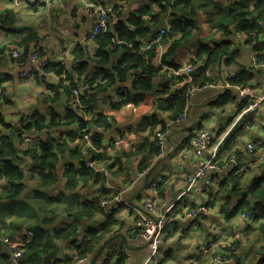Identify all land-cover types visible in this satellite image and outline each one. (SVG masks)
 Instances as JSON below:
<instances>
[{"label":"crops","instance_id":"1","mask_svg":"<svg viewBox=\"0 0 264 264\" xmlns=\"http://www.w3.org/2000/svg\"><path fill=\"white\" fill-rule=\"evenodd\" d=\"M32 2L0 0V76H4L0 80V95L4 100L0 106L1 122L20 128L23 120L42 118L48 125L53 116L63 117L71 110L79 121L105 118L108 124V127H102L94 140L99 148L95 149L93 142V149H88L87 155L82 154L83 142L77 137V124L25 133L32 138L47 137L46 141L48 138H67L71 133L74 135L71 149L80 151L85 167L89 161L95 164L94 168H87L99 181L93 180L86 185L80 183L75 192L70 193L66 191L67 181L63 177V166L67 160L59 163L56 171L58 181L48 197L57 199L63 193L68 199L51 214L52 223L46 227L52 232L70 222L68 211L104 193L98 212L78 228L74 239H55L63 245L62 257L58 261L52 260L51 264H91L100 246L111 238L115 240L104 248L96 264H193L196 260V264H213V260L219 257L229 259L227 264H264V231L260 230V223L254 221L258 216L257 201L251 197L256 183L264 188V73L249 71L251 79L244 87L231 84V80L250 69L253 55L259 61L264 60V34L258 35L255 42L248 45L245 38L235 33L232 36L231 31L230 40L236 47L233 49L234 63L214 67L208 74L210 83L219 85V88L190 94L195 88L192 86L185 96L181 113H175V98L184 84H191V79L180 78L185 80L184 84L178 81L180 79H169L168 73L175 69L166 66L153 80L150 89L140 92L130 89L134 77L141 74L137 71L130 74L126 83L116 82L104 96L99 97L92 112L86 113L82 108H74L64 92L54 96V92L49 90L61 83L63 86L66 84L53 72L44 71L28 81L19 78L21 72L32 67L29 61L31 51L38 48L40 60L69 72L72 67L86 64V73L81 80L71 72L74 83L79 81L82 84L93 71L102 68L95 62L97 44L86 40L95 22V16L86 9L87 5L118 7L121 13L115 16L113 23L121 21L127 24L130 12L143 7L145 0H53L47 7L35 6ZM194 3L201 5L200 0H194ZM199 15L196 20L198 29L191 38L194 45L177 51L173 61L176 67L194 61L198 40L212 44L226 39L209 25L206 13L199 12ZM168 21L169 16H165L155 32L164 28ZM111 30L114 31L113 28ZM24 40H28L27 43ZM255 46H258L256 51ZM14 48L21 50L18 63L8 55ZM162 49L157 50L156 55L161 56L165 52ZM114 53L104 68L112 69L121 60L123 52L117 50ZM152 64L159 66V58ZM226 83L229 84L227 88L223 87ZM241 92L247 96L241 97ZM120 94L131 99L128 104H132L134 110L117 103V99H121ZM251 104L255 105L254 110H248ZM183 114H186V119L180 121ZM156 131L165 135V148L162 157L158 155L149 163L134 153L144 143L153 142L152 134ZM203 131L212 133L213 145L199 158L193 153L191 142ZM254 142H260L261 146L248 152L247 146ZM26 150L25 146L18 148L17 152L21 159L19 167L28 173L33 160L24 155ZM91 152L103 155L105 160L93 161ZM2 161L4 159L0 158V163ZM200 163L214 164L218 171L197 177L201 172ZM75 164L80 166L79 162ZM236 177L240 179L239 193L245 199L239 196L228 207L231 210L226 211V208L224 211L222 205L226 194L219 192V187L231 186L230 180ZM157 180L159 183L153 187ZM6 188L7 183L0 178V196ZM116 197L121 201H115ZM101 202H105V208H101ZM146 203H153L154 216L163 219V244L154 253L145 241L137 237L139 231L135 228L139 219L153 217L144 208ZM198 207L205 208V212L195 218L187 217L191 209ZM21 211L19 203L5 198L0 200V239L9 240L8 245L0 242V264H9L12 253L23 252L22 248L35 234L34 224H23ZM106 225L108 232L103 235L99 247L79 260L78 246L82 240L91 231L100 234Z\"/></svg>","mask_w":264,"mask_h":264},{"label":"trees","instance_id":"2","mask_svg":"<svg viewBox=\"0 0 264 264\" xmlns=\"http://www.w3.org/2000/svg\"><path fill=\"white\" fill-rule=\"evenodd\" d=\"M200 4L196 5L194 0H145L143 7L130 12L127 24L121 21L113 23L115 16H119L121 13L118 7H113L112 22L109 25L110 31L108 29L107 33H102L95 39V43L98 46L95 62L101 65L102 68L93 71V74L86 77L83 81V83H87L93 80V82H96V86L92 87L91 93L87 96L79 98L82 110L86 113L92 112L99 97L104 96L108 89L115 86L116 82L126 83L130 74L140 71L141 74H137L134 77L130 88L133 91L140 92L151 88L153 80L163 72V67L166 66L170 69L179 68L174 65V56L182 47L194 45L191 43V38L193 32L198 29L196 20L200 18L199 12L206 13L209 25L213 27L215 32H218L226 39L212 44L203 40L197 41L198 50L194 61L191 63L196 69L189 76L191 84H184L185 80L180 78L178 80L184 85L175 98L176 114L182 112L185 105V96L192 86L201 87L210 83L208 74L214 67L228 66L231 62L234 63L233 49H236V47H233V43L230 40L231 31L233 32L232 36L235 33L245 38V42L248 45L253 41L255 42L258 35L264 34L259 25V22L264 23V0H200ZM209 9L211 11L207 13ZM165 16L170 18L168 33L164 37L160 48H163L162 50L165 52L161 55L159 66H154L152 62L158 57L156 53L160 49L156 48L150 53H144L140 47L146 44L144 43L146 38L156 34L155 29L163 22ZM27 41L24 40L23 42L27 43ZM257 48L258 46H255V51ZM25 50L27 49L25 48ZM117 50L123 52L121 60L112 69L104 68ZM81 57L82 55L79 56V58ZM262 61L264 62V60ZM44 71H51L59 77L64 76V82H67V85L64 84L65 86H63L61 83L51 87L49 90L54 92V96L64 92L70 97L76 85L71 72H74L77 75V79L81 80L86 73V64H80L77 68L72 67L69 72L48 63ZM249 71L251 69L244 70L239 78L231 80V84L234 86H246L251 79ZM76 82L77 84L80 83L79 81ZM120 96L122 106H126L131 102V99L124 94H120ZM133 103L135 104L136 102ZM73 124L78 126L77 137L80 139L82 137L81 129L89 127L90 124L101 129L102 127H108L105 118H99L98 121H79L71 110L63 117L53 116L48 125L45 124L42 118H30L23 120L20 128H14L3 125L0 120V158L4 159L3 163H0V178L7 183V188L3 189L0 200L5 198L6 201L11 200L14 203H19L22 207L23 224L27 226L34 224L32 229L35 231L29 244L22 248L23 252L19 259V264H42L43 257L49 252V248L51 249L49 233L38 227L36 211L40 213L43 225L49 226L52 223L51 214H54L57 206L65 204L68 199L63 193L57 199L48 197V193L58 181L56 171L59 163L67 160L63 166L65 171L63 177L67 181V192H75L80 183L86 185L90 181L94 180L96 182L99 179L93 175L90 169L85 167L84 157L81 156L80 151L71 149L70 142L74 137L71 133L67 138H48V141L41 142L38 147L26 150L24 155L30 156L33 160L28 173H25L19 167L21 159L18 157L17 140L24 133L61 129ZM154 134H152V137ZM94 148H99L96 141L94 142ZM159 153L160 148L157 142L151 141V143H144L140 146L134 154L141 155L145 161L150 163L151 161L153 162ZM91 159L93 161L105 160V157L91 152ZM75 162H79L80 166L77 167ZM230 181L232 183L231 186L227 187V184H225L219 187V192L226 194L222 205L224 211L239 196L242 200L245 199L239 193L240 179L236 177ZM25 192V196L20 199V196ZM103 197L104 193L92 201L81 203L68 211L70 222L61 229L53 231L54 239L57 241L74 239L78 228L85 221L92 219L98 212L99 201ZM251 197L257 201L256 210L258 216L254 221L260 223V230L264 231V188L261 187L260 183H256L253 186ZM228 210L230 211L231 208L226 211ZM253 212L254 210L250 214L252 215ZM107 232L108 225L103 228L100 234L94 231L89 232L78 246L80 251L78 259H85L89 254H92L99 247L103 235ZM229 246L234 245L230 244ZM229 251L231 252V250ZM221 256L224 257V255ZM219 258L222 261L221 264H227L230 261L229 259Z\"/></svg>","mask_w":264,"mask_h":264},{"label":"built area","instance_id":"3","mask_svg":"<svg viewBox=\"0 0 264 264\" xmlns=\"http://www.w3.org/2000/svg\"><path fill=\"white\" fill-rule=\"evenodd\" d=\"M14 3H22V0H12ZM53 0H33L32 4L35 6H42L47 7L51 4ZM112 6L109 5H102V4H89L87 5L86 9L91 12L92 15L95 16V22L90 29V31L87 34L86 40L88 43H95V39L102 33H107L109 29V25L112 22ZM259 25L261 27V30L264 31V23L259 22ZM169 29V21L166 23V26L164 28L159 29V31L152 36L148 43L141 46V50L144 53H150L154 49H160L161 43L164 39V37L167 35ZM161 50V49H160ZM9 57L19 62V59L21 57V50L18 49H12L10 52H8ZM159 60L161 56H158ZM29 61L32 64V67L21 72L19 74V78L23 81H28L34 79L38 74L44 72L46 66L48 65V62L46 60H40L39 59V49L35 48L31 51L29 55ZM195 67L191 64H188L183 67H179L175 70H171L168 73L169 79H179V78H189L190 74H193L195 71ZM250 69L253 72H262L264 73V62L259 61L255 55H253L251 59V65ZM231 76L230 78H232ZM64 76H61L60 79L64 82ZM4 76H0V80H3ZM68 84L67 82H64ZM96 86V82H87L83 83L81 85L76 84L75 88L72 91V94L70 95V103L71 105L78 109L81 108V100L80 97L87 96L89 93H91L92 87ZM223 87L227 88L229 87V84L226 83ZM219 88V85L208 83L201 87H195L190 91V94L196 91H203L206 89H217ZM245 92H241V97H246ZM117 103H122L121 99H117ZM4 104V100L2 96L0 95V106ZM127 109L134 110V107L132 104H127L125 106ZM255 105L251 104L248 106V110H254ZM186 119V114H183L179 120L184 121ZM101 132V128L98 126H95L93 124H90L89 127H85L81 129V141L83 142V148H82V154L87 155L88 149L92 148V143L94 139L99 135ZM47 140V137L42 138H32L28 136L27 134H22L19 139L17 140V147L23 148L27 147L28 149H33L38 147L41 142H45ZM153 141H156L159 148L161 149V152L159 154V157H162L163 149L165 148V135L161 131H156L153 136ZM213 145V135L209 131H203L201 133H198L191 142V148L193 153L196 157H202L204 154L208 153L212 149ZM260 142H254L253 144H249L247 146L248 152H253L256 147H260ZM264 160V152H263V158ZM88 168H94L95 164L92 161H89L86 163ZM201 167V172L197 175V177L202 176L206 173H216L218 171V167L214 164H208L204 165L202 163L199 164ZM194 180L190 179V181ZM159 181L157 180L155 183L152 184L153 187H155ZM115 201L120 202V198L116 197ZM101 208H105V202H101L100 204ZM144 208L153 215L152 218L144 219L141 218L135 223V228L139 231L137 237L141 240L145 241V243L148 244L149 250L154 253L157 251L158 247L163 244V236H162V228H163V219L161 217H155L154 216V207L153 203H146L144 204ZM205 212V208L198 207L195 209H191L187 213V217L189 218H195L199 216L201 213ZM0 242L4 245L9 244V240L4 238L0 239ZM22 252L21 251H14L12 253V260L9 262V264H19V259L21 258ZM198 261L196 260L193 264H196ZM222 261L217 258L213 260V264H221Z\"/></svg>","mask_w":264,"mask_h":264},{"label":"water","instance_id":"4","mask_svg":"<svg viewBox=\"0 0 264 264\" xmlns=\"http://www.w3.org/2000/svg\"><path fill=\"white\" fill-rule=\"evenodd\" d=\"M149 40V38L145 39V43H147ZM37 217H38V227L49 233V240H50V245H51V251H49V253H47L43 259H42V264H51V261H58L61 259L62 257V251L61 248L63 247L62 244H59L55 241L54 236H53V232L52 229L49 227H46L45 225H43V220L41 218V215L38 211H36ZM115 238H111L109 240H107L105 243H103L99 250L97 251V253L95 254V257L93 258L91 264H96V261L98 260V258L101 256L104 248L111 243L112 241H114Z\"/></svg>","mask_w":264,"mask_h":264},{"label":"rangeland","instance_id":"5","mask_svg":"<svg viewBox=\"0 0 264 264\" xmlns=\"http://www.w3.org/2000/svg\"><path fill=\"white\" fill-rule=\"evenodd\" d=\"M4 239V238H1V240Z\"/></svg>","mask_w":264,"mask_h":264}]
</instances>
